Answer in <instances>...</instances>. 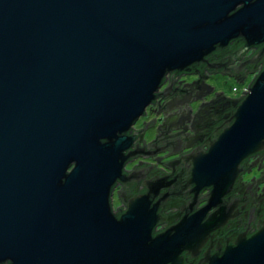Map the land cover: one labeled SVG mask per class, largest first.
Listing matches in <instances>:
<instances>
[{
  "label": "water",
  "instance_id": "obj_1",
  "mask_svg": "<svg viewBox=\"0 0 264 264\" xmlns=\"http://www.w3.org/2000/svg\"><path fill=\"white\" fill-rule=\"evenodd\" d=\"M238 38L234 53L260 46V62L264 0H0V264H182L199 250L227 221L243 162L264 150V67L214 137L179 159L183 188L210 190L203 208L154 234L151 199L166 182L119 216L110 196L132 177L127 133L165 78ZM246 233L198 264H264V216Z\"/></svg>",
  "mask_w": 264,
  "mask_h": 264
},
{
  "label": "flooded vegetation",
  "instance_id": "obj_2",
  "mask_svg": "<svg viewBox=\"0 0 264 264\" xmlns=\"http://www.w3.org/2000/svg\"><path fill=\"white\" fill-rule=\"evenodd\" d=\"M238 40L239 38L232 40L223 51L213 52L208 64L194 66L189 73L175 76L170 73L165 78L158 97L127 133L135 135L129 147L133 157L126 161L123 170L127 175L132 174V177L126 183L116 182L112 188L110 204L114 215L119 216L125 212L128 201L144 194L147 183L152 184L156 180L166 182L169 187L159 189L157 195L151 199L159 215L154 234L163 232L178 223L184 215H191L207 204L205 196L209 189L201 190L197 196L190 193L192 187L183 188L184 176L180 175L183 165L179 159L194 147L205 143L198 145L201 139L199 119L207 112L206 108L219 97L209 99L206 107L200 104L197 109H193L192 105L195 101L204 103L203 100L210 97L206 78L223 74L238 83L246 80L250 82L264 67V56L260 62L252 63V57L260 46L252 47L239 56L234 53L233 47ZM189 76L194 79L191 83L187 80ZM149 114L156 117L144 122ZM144 125L159 126L152 139L145 138ZM243 166V173L223 198V205L228 208L229 213L227 221L208 234L199 250L183 251L182 264H198L207 249L214 253L217 245L232 244L231 240L243 232L250 236L256 231L258 222L264 216V150L251 155L243 162ZM254 171H257V175H252ZM248 176H251L250 180L246 181ZM216 209L217 207L210 208L204 220ZM3 264H9V261Z\"/></svg>",
  "mask_w": 264,
  "mask_h": 264
},
{
  "label": "rangeland",
  "instance_id": "obj_3",
  "mask_svg": "<svg viewBox=\"0 0 264 264\" xmlns=\"http://www.w3.org/2000/svg\"><path fill=\"white\" fill-rule=\"evenodd\" d=\"M187 80L189 83L193 82L194 79H192V77H187ZM207 80V85H212L213 90L208 94L210 95L209 98H207V100H203L205 102H209L208 100L211 98H214L216 93H223L225 97L229 98V99H239L242 96H244V90L245 88H247L249 86V80H246L245 82L242 83H238L237 81H235L234 79L223 75V74H214L210 77L206 78ZM161 88V87H160ZM159 88V90H160ZM202 102V101H201ZM201 102L195 101L192 105L193 109H197L199 107V105L201 104ZM153 115H148L146 117V120L144 122H147L149 118H151V120L153 119ZM141 118V117H140ZM156 119V118H155ZM158 126H151L150 128H148L145 132V138L147 140L152 139L157 131ZM206 149V148H205ZM252 175H257V171H254L252 173ZM251 176H248L245 180L249 181Z\"/></svg>",
  "mask_w": 264,
  "mask_h": 264
},
{
  "label": "trees",
  "instance_id": "obj_4",
  "mask_svg": "<svg viewBox=\"0 0 264 264\" xmlns=\"http://www.w3.org/2000/svg\"><path fill=\"white\" fill-rule=\"evenodd\" d=\"M240 45L241 44L239 41L236 42L233 47V50H236ZM225 52L226 51H224V54ZM253 81L250 82V85L253 83ZM218 97L219 98H217L212 104H210L208 108H206L207 112L205 114H202V115H206V117L211 116L212 114H216V115L213 116L211 121L206 125L204 123L202 124L201 122L200 132H199L201 139L198 145L205 142L208 138H213L214 137L213 133L215 132L216 128L223 123L225 115L230 114L232 112V107H231L232 99L225 98L222 95H219Z\"/></svg>",
  "mask_w": 264,
  "mask_h": 264
},
{
  "label": "built area",
  "instance_id": "obj_5",
  "mask_svg": "<svg viewBox=\"0 0 264 264\" xmlns=\"http://www.w3.org/2000/svg\"><path fill=\"white\" fill-rule=\"evenodd\" d=\"M248 87H249V86H248ZM248 87H247V88H245V90H244V93H243L244 95H246V94H247L246 92L248 91Z\"/></svg>",
  "mask_w": 264,
  "mask_h": 264
}]
</instances>
